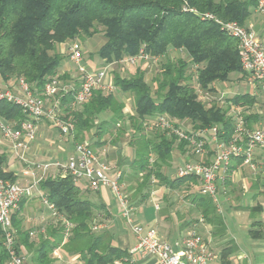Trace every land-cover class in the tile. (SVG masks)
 Returning a JSON list of instances; mask_svg holds the SVG:
<instances>
[{
  "label": "trees",
  "instance_id": "1",
  "mask_svg": "<svg viewBox=\"0 0 264 264\" xmlns=\"http://www.w3.org/2000/svg\"><path fill=\"white\" fill-rule=\"evenodd\" d=\"M255 6L256 0H0V79H23L41 97L44 84L58 74L65 60L58 47L98 35L104 38L95 55L98 69L136 56L140 50L160 60L151 85L140 69L127 78L114 74L113 90L130 95L132 107L128 114L124 112L126 103L113 90H95L78 106L72 103L80 85L69 88L60 98L59 118L72 123L73 142H83L93 128L97 131L91 148L100 145L106 135L114 133L118 139L128 132L127 121L131 133L128 145L134 157L130 172L121 173L118 184L126 199L133 190L141 196L139 201H144L151 179L170 188L195 180L168 179L161 172L172 165L174 149L185 151V143L166 137L156 127L149 128V119L166 115L189 123L194 131L219 125L222 140L228 142L234 127L226 103L243 109L257 103L250 94H243L213 99L207 107L196 92L200 89L211 94L214 83L226 81L232 73L241 75L238 42L220 23L245 25ZM171 52L174 60L169 58ZM59 78L63 80L65 75ZM106 113V118H100ZM0 117L11 123L25 118L17 105L7 101H0ZM244 119L251 128L261 116L250 114ZM10 155L7 150L0 151V179L15 182L17 176L8 170ZM233 160L241 163V159ZM38 187L58 217L31 237V230L24 229L20 219L25 199L11 216L16 249L30 254V264H53L55 250L78 256L85 264H112L126 255L112 246L107 232L92 231L97 221L109 217L107 211L93 204L88 192L73 184L69 176L45 177ZM197 198L203 202L204 216L214 226V234L222 235L224 224L213 214L211 200L201 194ZM64 222L71 225L69 230ZM250 235L254 239L264 236L257 230L250 231ZM228 251H223L224 258ZM7 260L0 229V264Z\"/></svg>",
  "mask_w": 264,
  "mask_h": 264
},
{
  "label": "built area",
  "instance_id": "2",
  "mask_svg": "<svg viewBox=\"0 0 264 264\" xmlns=\"http://www.w3.org/2000/svg\"><path fill=\"white\" fill-rule=\"evenodd\" d=\"M254 12L264 14V0H256ZM207 18L211 16L206 15ZM222 28L238 42V54L241 66V75L244 82L254 87L250 94L257 103L253 108L243 109L226 103L229 106V117L234 127V133L228 142L222 140L221 126L214 125L194 131L187 129L183 121L169 118L166 115H157L149 119V128L156 127L165 136L175 137L185 143V150L195 156L203 157L209 151L212 159L209 162L184 161L176 172L177 178L192 177L198 181V192L203 196L212 198L217 203V192L220 183L225 180L227 168L232 159H241V166L255 171L257 164L254 160L255 149H260L264 154V34L257 33L251 25H240L237 22L221 24ZM67 59L76 65L80 76L79 89L74 94L73 105L85 103L95 90H113L112 83H107V66L101 69L90 68L83 62L82 45L77 41L68 43ZM141 60H152L141 50L138 55L120 60L118 64L132 66ZM19 94L11 90L0 89V101H7L17 105L24 115V119L17 122H8L0 117V135L8 143L11 154L25 165L23 175L32 177L33 181L20 185L17 182L0 179V229L2 232V245L8 254L6 264H28L23 250L16 249V236L12 226L11 216L19 209V203L23 198H29L34 194L38 183L46 177L49 168L53 167L59 172L58 176H69L75 185L84 181L91 191L107 188L115 197L137 243L132 252L140 253L155 258L159 264H208L211 256L202 237L192 229L184 238L180 249L175 250L170 244L161 241L153 229H146L135 223L132 217V209L129 202L123 196L118 179L120 171L114 172L111 178L108 173L110 167L98 160L90 147L89 142H74L72 155L65 162L37 163L30 161L27 156L30 145L36 140V122L45 119L62 136L73 141V125L61 118L60 98L67 93L69 87L62 84L57 77H51L44 84L41 97L36 90L19 79L17 81ZM198 99L202 102L209 100V93L200 89L196 90ZM222 97H220L221 99ZM261 100V102L258 100ZM213 100V98H210ZM204 103V102H203ZM209 106V104H208ZM259 106V107H258ZM258 107V108H257ZM259 114L261 120L248 128L245 116ZM258 124V123H257ZM40 172L36 178L35 173ZM264 173V169H263ZM53 217H58L53 205L44 201ZM67 230L71 225L64 222ZM98 226H93L97 229ZM36 231H31L34 237ZM68 233V232H67Z\"/></svg>",
  "mask_w": 264,
  "mask_h": 264
},
{
  "label": "crops",
  "instance_id": "3",
  "mask_svg": "<svg viewBox=\"0 0 264 264\" xmlns=\"http://www.w3.org/2000/svg\"><path fill=\"white\" fill-rule=\"evenodd\" d=\"M245 25H251L257 33L264 34V14L253 11ZM85 63L90 68L98 69L96 63L90 61ZM72 65L74 68L70 66L69 62H65L58 70L59 75H65V83L69 88L80 85L77 67L73 63ZM0 82L9 90L18 91L19 93L17 81L11 79L2 81L0 79ZM107 83L110 84L111 82ZM259 122L256 126H259ZM184 126L187 128L190 124L184 123ZM55 134H58L60 140L54 138ZM92 139L94 142V136H92ZM100 142L101 144L94 145L92 150L99 161L110 167L111 170L108 175L113 178L116 170L121 173H129L134 153L128 143L124 140L117 141L115 138L110 140L102 138ZM7 150L10 152L9 148ZM73 150L74 142L70 138L62 136L47 120L41 119L36 122V140L30 145L27 153L30 161L62 163L67 161ZM209 153L211 152L208 151L203 157H195L186 150L180 151L176 148L172 152V164L175 161L178 165L184 161L209 162L212 159V155ZM12 159L18 165L16 164L8 170L14 172L17 176L15 182L20 185L32 182V177L23 175L25 165L12 154L9 157L8 167ZM254 160L257 168L252 171L232 159L229 170L226 171L224 182L218 186V202L214 203L212 198L206 196L213 204V214L223 221L225 230L222 235L217 236L214 234V226L204 216L203 202L197 198L199 192L196 179L194 182L188 181L176 188H170L156 179H151V185L144 191V201H139L141 196L136 195L132 190L126 196L132 209L133 221L146 229L155 230L157 237L161 241L170 244L175 250L180 249L184 238L194 229L202 237L210 253L211 259L208 264H264V236L254 239L250 235L252 230L264 234V154L258 148L255 149ZM162 169H164V172L162 170L161 172L168 179L174 178L172 175V177L169 176L171 164L168 168ZM58 174L59 172L51 167L47 171L46 177H55ZM39 175L40 172L35 173L36 178ZM79 185L82 190L88 192L89 200L93 204L102 205L109 216L107 219L97 221L98 228L96 232H107L112 246L126 253L122 259L116 260L112 264H159L151 256L132 252L137 243L136 237L125 218L121 215L120 206L109 189L100 188L93 192L87 188L84 181L80 182ZM249 191L251 196L246 205L245 200ZM23 199H25V202L21 207L20 215L32 209L35 215L32 219L39 221V226L34 228V231L39 229V232H43L54 217L44 203L45 199L38 185L31 197ZM223 205H228L230 209L224 212ZM232 210L245 212L247 216L240 219L241 221L237 219L229 223L225 215H230ZM22 226L26 229L25 219H22ZM224 250H229L225 258L223 257ZM23 251L28 264H30V254L24 249ZM53 258V264H85L78 256L67 255L62 250H55Z\"/></svg>",
  "mask_w": 264,
  "mask_h": 264
},
{
  "label": "rangeland",
  "instance_id": "4",
  "mask_svg": "<svg viewBox=\"0 0 264 264\" xmlns=\"http://www.w3.org/2000/svg\"><path fill=\"white\" fill-rule=\"evenodd\" d=\"M79 43H81L82 45V59L83 62H93L97 64V67L99 65L98 63V58L95 56L96 52L98 51V49L101 47V45L104 42V38L101 37V35L98 36H93L91 38H87L85 39L83 42L81 41H77ZM67 45H63L58 47V52H60L63 56H65V60L63 63L65 62H69L70 66H72V68H74V66L72 65V62H70L66 55H67V49H66ZM91 54L92 57H88V55ZM169 58L174 60L173 58H175V55L171 52L169 53ZM62 63V64H63ZM61 64V67H62ZM160 64L161 61L157 60V59H153L150 61H145V60H141L136 62V64L132 65V66H128L126 64H115V65H110L107 68L108 71V78H107V82H112L113 81V76L114 74H119L121 77H130L131 75H133L135 73V71L137 69L143 70L145 72V79L146 81L151 85V81L153 79V77L155 76V74H157L159 72V68H160ZM99 68V67H98ZM61 75L57 74L56 76L53 77H57L58 80H60V82L62 84H66V80L63 79L61 80L59 77ZM195 83V82H194ZM195 88L197 87V85H194ZM213 88H214V92L213 93H209L208 99L209 100H205L203 99L206 106L209 107L211 106L214 101L211 100L210 98L212 97L213 99H220V97H222V99L224 98H231L234 97L236 95H243V94H252L254 92V87L251 85H248L244 82V80L241 78V75L239 73H232L228 76V79L226 81H221V82H216L213 84ZM0 89L5 91V90H9L8 88L4 87L3 84H1L0 82ZM116 94V96L123 100L126 103V108L124 110L125 114H128L131 107H132V103H131V98L130 95H124L121 92H119L118 90H113ZM15 94H19L18 91L14 92ZM258 100L261 102V100L258 98ZM209 104V106H208ZM222 106H225V104H221ZM259 107V106H258ZM257 107V108H258ZM108 115L107 113L102 115V117L100 118H106ZM125 121V126H126V130L128 131L126 134L120 136L118 140H124L127 143L129 142V134L130 133V129L129 126L126 125ZM190 129V126L187 127V129ZM97 128H93L85 137V141L89 142V144H91L93 141L92 139V134L96 133ZM61 134V133H60ZM56 140H60L58 138V134H55L54 137ZM114 138V133H112V136L110 135H106L105 137H103L104 140H110ZM8 143L6 141H4L0 135V151H6L8 148ZM8 151V150H7ZM176 152V151H175ZM17 163L14 162V160H10L9 162V167H14ZM18 165V164H17ZM178 163L175 161L172 165H171V169L169 170L170 174L169 176H174V178L176 177V172H177V168H178ZM164 169H162L163 171ZM164 172V171H163ZM171 176V177H172ZM251 196V192L249 191L247 196H246V200H245V204L247 205V203L249 202V197ZM242 197V196H241ZM243 198V197H242ZM223 211L225 212L226 210L230 209V207L228 205H223ZM35 216L34 215V211L31 209L30 211H26L23 213V215H20V219H25V228L29 229L31 231H34V228H37V226H39V221L38 220H34L32 219V217ZM244 216H247L245 212L242 211H235L232 210V213L230 215H225L227 222L232 223L233 220H239L244 218ZM103 223V222H102ZM96 226H98V223L96 224ZM92 231L94 233H97V229H92Z\"/></svg>",
  "mask_w": 264,
  "mask_h": 264
}]
</instances>
